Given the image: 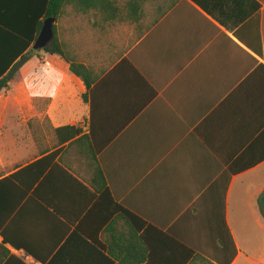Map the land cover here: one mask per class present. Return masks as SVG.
Returning a JSON list of instances; mask_svg holds the SVG:
<instances>
[{"label":"crops","instance_id":"crops-1","mask_svg":"<svg viewBox=\"0 0 264 264\" xmlns=\"http://www.w3.org/2000/svg\"><path fill=\"white\" fill-rule=\"evenodd\" d=\"M65 8L56 36L97 79L93 104L69 64L43 52L0 94V181L60 152L38 190L0 193L10 213L0 264H25L16 250L40 264H263L242 259L233 220L264 228V0ZM34 17L29 0H0V73L23 57ZM92 116L99 144L110 139L98 159L126 216L108 219L90 144L58 143L62 127L89 134Z\"/></svg>","mask_w":264,"mask_h":264},{"label":"trees","instance_id":"trees-1","mask_svg":"<svg viewBox=\"0 0 264 264\" xmlns=\"http://www.w3.org/2000/svg\"><path fill=\"white\" fill-rule=\"evenodd\" d=\"M32 10H34L35 17L33 20H30L29 28V35L26 37L25 40V49L24 55L19 61L16 60L10 61L7 67H5L0 73V94L6 93L11 88V83L15 78L16 72L19 70L20 66L32 60L33 56L39 53H45L47 55H56L59 56L62 60L69 64L70 72L80 78L85 86L88 89V93L83 96V100L86 103L90 102V98L94 100V93L96 88V78H91L89 75V70L82 64L76 63L73 61L66 50L64 44L59 42L56 36V26L54 27L55 38L53 42L42 51H34L32 49L41 29L43 26L44 20L48 18H56L59 21L66 13V5L68 4H76L80 5L88 0H35L31 2ZM55 134L58 139L59 145H63L67 142H71L72 146L75 145H84L85 143H89L92 147L91 151L85 153L86 159L89 161L90 169L92 172V186L96 191V194H100L102 200L108 201L110 205V213L108 219L114 214H121L122 216L128 215V211L120 204L116 203L112 197V194L108 188V183L104 172L100 166L98 155L103 150L104 146L110 142V139H106L104 143H100L97 141L95 137V128L93 122V116L91 118L90 123V131L89 134H84L80 128L73 127V126H66L55 130ZM109 140V141H108ZM60 152L56 151L51 155H48L41 160L37 161L34 164L28 165L22 169H20L15 174L3 179L0 181V193L6 192V189L13 190L12 186L10 185H17L13 187H18V190L22 192V196L27 197L28 195L32 194V190L35 186H37V190L41 187L42 180L45 179L46 174L50 172V169L56 166V158L59 156ZM21 167V166H20ZM71 177L76 182H79L74 177ZM80 183V182H79ZM19 184V185H18ZM15 190H13L14 193ZM39 193V192H36ZM39 196V194H37ZM17 205V204H16ZM14 205V206H16ZM7 213V214H6ZM10 215L7 211H3L0 206V233L5 238V242H10L7 234L3 231V226L7 221V217ZM107 221V219H106ZM13 243V242H12ZM15 246L19 247L18 244L14 243ZM236 254L235 245H234V255ZM188 258V259H187ZM186 259L189 260L192 258V253H189V256ZM186 260V262H188ZM43 264L47 261H43ZM186 264V263H185Z\"/></svg>","mask_w":264,"mask_h":264},{"label":"rangeland","instance_id":"rangeland-1","mask_svg":"<svg viewBox=\"0 0 264 264\" xmlns=\"http://www.w3.org/2000/svg\"><path fill=\"white\" fill-rule=\"evenodd\" d=\"M46 126V125H45ZM52 144V142H51ZM250 195L249 192L247 196ZM240 196V191L235 190L233 196V208L236 207L237 199ZM257 207L264 213V196L256 199ZM243 212L247 213L246 205H242ZM236 215V213L234 214ZM233 215V219L235 218ZM263 220V219H262ZM233 220V228L236 234L237 241L244 252L242 259L246 258V254L256 258H264V228L256 226L252 219L248 222ZM264 264V263H263Z\"/></svg>","mask_w":264,"mask_h":264},{"label":"water","instance_id":"water-1","mask_svg":"<svg viewBox=\"0 0 264 264\" xmlns=\"http://www.w3.org/2000/svg\"><path fill=\"white\" fill-rule=\"evenodd\" d=\"M57 19L52 17L44 20L42 29L32 47L34 51L45 50L54 40V27Z\"/></svg>","mask_w":264,"mask_h":264},{"label":"built area","instance_id":"built-area-1","mask_svg":"<svg viewBox=\"0 0 264 264\" xmlns=\"http://www.w3.org/2000/svg\"><path fill=\"white\" fill-rule=\"evenodd\" d=\"M2 242L0 236V243ZM17 256L23 261L25 264H40L33 256L23 250H16Z\"/></svg>","mask_w":264,"mask_h":264}]
</instances>
